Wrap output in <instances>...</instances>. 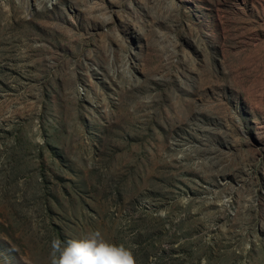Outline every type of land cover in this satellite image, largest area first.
<instances>
[{
  "label": "rangeland",
  "instance_id": "obj_1",
  "mask_svg": "<svg viewBox=\"0 0 264 264\" xmlns=\"http://www.w3.org/2000/svg\"><path fill=\"white\" fill-rule=\"evenodd\" d=\"M92 231L264 264V0H0V264Z\"/></svg>",
  "mask_w": 264,
  "mask_h": 264
},
{
  "label": "clouds",
  "instance_id": "obj_2",
  "mask_svg": "<svg viewBox=\"0 0 264 264\" xmlns=\"http://www.w3.org/2000/svg\"><path fill=\"white\" fill-rule=\"evenodd\" d=\"M50 264H135L129 248L105 240L99 231L68 239L52 240Z\"/></svg>",
  "mask_w": 264,
  "mask_h": 264
}]
</instances>
